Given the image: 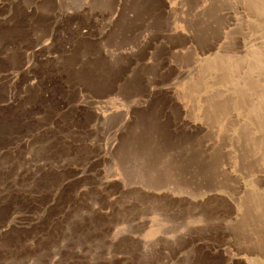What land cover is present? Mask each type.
<instances>
[{"label":"rangeland","instance_id":"rangeland-1","mask_svg":"<svg viewBox=\"0 0 264 264\" xmlns=\"http://www.w3.org/2000/svg\"><path fill=\"white\" fill-rule=\"evenodd\" d=\"M260 4L0 0V264H264L246 111L203 102Z\"/></svg>","mask_w":264,"mask_h":264},{"label":"bare ground","instance_id":"bare-ground-1","mask_svg":"<svg viewBox=\"0 0 264 264\" xmlns=\"http://www.w3.org/2000/svg\"><path fill=\"white\" fill-rule=\"evenodd\" d=\"M260 14L264 15V4H260L258 8H256ZM184 8L180 7V12H183ZM228 15L229 21L228 26L234 23V15L229 12L226 13ZM238 25V23H237ZM263 41V40H260ZM255 42V41H254ZM241 66L240 74H237L238 68ZM222 72V80L225 84L229 81L230 83V91H227L228 88L224 90L227 91L223 95H227L229 102L225 104L220 103L219 92L211 94V96L203 95L206 99H203L205 106L215 113L223 114L225 112V108H229V104L236 105L237 107L244 108L247 114V123L251 127L253 131H249L246 126H243L242 132L246 136L243 138V134L241 132V137L233 136L232 138H238L242 141L244 139L243 145L245 147H250L248 153H243V157L252 162L254 165L258 164L257 171L260 175V180L264 181V66L259 64L257 61H245L241 60V58H234L232 62H226L224 65ZM238 79H237V76ZM219 83V80H218ZM218 87V86H217ZM188 105H181L182 110L185 112L187 110ZM219 115L215 121L218 120ZM218 123V122H217ZM204 126V125H203ZM196 128H203L202 125ZM256 132V133H255ZM255 133V134H254ZM237 155L235 153L230 152L229 157L226 161V167L223 168L228 174L235 175L233 171V164ZM233 163V164H232ZM236 179V178H235ZM241 182L240 180H238ZM237 181V182H238ZM240 184V183H238ZM242 184V182H241ZM253 199L255 201H263L264 202V192H256L252 191Z\"/></svg>","mask_w":264,"mask_h":264}]
</instances>
